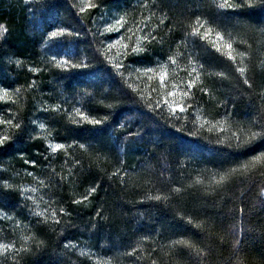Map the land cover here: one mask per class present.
I'll return each instance as SVG.
<instances>
[{"label":"snow or ice","instance_id":"snow-or-ice-1","mask_svg":"<svg viewBox=\"0 0 264 264\" xmlns=\"http://www.w3.org/2000/svg\"><path fill=\"white\" fill-rule=\"evenodd\" d=\"M200 2L202 4L203 0ZM24 3L34 10L33 14L46 7L44 0H24ZM178 4L179 0H137L136 4L128 7H110L107 0H74L70 7L75 10V15L80 18L81 24L84 23L83 17L86 13L97 16L103 21L95 31L92 28L87 29L94 40L105 37L108 33L118 35L112 39H99V46L95 48L91 58L69 56L67 52L63 53L65 58H59L62 55L59 52L51 55L45 53V66L49 71L55 70V78L58 81L67 78L64 73L85 72L99 65L105 79L115 83L116 95H112L107 89L100 93L86 91L80 100L68 107L71 99L61 90L60 95L63 99L53 104L39 101L34 105L35 110L49 113L50 121L66 122L65 131H77L86 127L91 131L97 127L111 126L113 137L122 141L114 153L107 144L94 145L75 139L70 142L67 140L55 142L56 137L53 136L55 125L38 123V118H29L25 122L20 115L23 86L15 87L0 82V105L6 106L0 109V129H2L0 152H6L15 144L18 137L24 135L30 140L39 138L46 145L43 159L49 161L50 168L48 173L50 179L47 184L30 171L26 172V175L35 181L31 186L17 184L13 177L0 178L2 181L0 188L16 192L25 202H31L30 206H26L28 212L37 218L34 226L40 225L41 222L47 224L50 221L54 226L63 223L64 228H70L74 226L73 216L78 215L80 211L58 204L50 193H47L49 195L47 200L43 195L40 197L35 195L40 191L38 186L49 189L62 187L61 181L65 178L59 176L55 168H51V160L56 159L58 153H63L64 164L72 160L79 166L75 175L79 177L80 183H91L79 198L71 199L70 203L73 205H82L85 202L91 204L90 197L101 188L97 181L103 179L112 181L115 177L119 179L121 185H124V177L136 172L135 165L125 166V154L130 146L138 144L143 139V132L138 129L129 132L130 125L126 123H120L119 128L110 124L111 117L115 115L116 108L122 105L124 97L132 105L145 108L156 118H159L161 110L166 111L170 120L180 122L169 126L183 136L202 140L204 137L200 135L201 132L212 133L215 130L219 133L215 145L228 149L230 155L243 152L258 141L264 143V24L256 26L242 15L250 14V10L255 9L264 11V0H213V5L219 13L211 17L193 10L192 0H184L185 7L182 10L177 7ZM169 12H174L183 18L177 20L174 16H170ZM166 21L171 23L162 29L164 32L171 35L176 28H179L183 33L175 42V50L172 42L168 43L165 50L166 41L159 35L158 30H161V26H164ZM91 23L96 22L93 20ZM8 31L7 27L0 25V47L6 43L5 34ZM45 35L47 36L45 46L48 41L53 43L61 41L71 46L82 36V33L58 23L54 26V30L45 32ZM199 42H203L207 50L218 54L217 58H222V67L219 70H208L195 51ZM157 45L160 47L157 48ZM156 52H160L162 57L155 56ZM136 58H139L141 65L139 67L135 66ZM14 63L18 68L24 66V61L20 59L15 60ZM27 70L30 73H40L44 68L28 66ZM211 77L216 78L219 87L214 88L206 80ZM233 80L235 83H232ZM225 81H228V84H225ZM27 88L39 92L37 80H31ZM232 93L234 96L230 95ZM198 95L207 96L208 103L224 109L219 119L206 118L203 108L200 107ZM241 97L248 102L250 108L256 105V114L247 122L233 119L234 113L231 109H235L236 100ZM85 99L87 108H85ZM100 108L106 111L102 115H97ZM189 124H191L190 128ZM30 125H36L38 131ZM172 142L177 148L180 147V137L174 138ZM70 150L80 151L83 155L76 157ZM101 154L113 160L115 170L109 176H101L90 163L87 166L83 164L84 158L98 161ZM26 155L20 153V158L25 164H31L35 168L37 161L25 159ZM181 167L185 170V174L189 168L196 171L194 179L187 184V189L202 187L206 196L215 197L212 207L217 211L198 222H194L191 215L178 216L179 220L192 225L203 235L195 241L189 235L186 239L173 240L171 245H161L164 255L172 257L165 264H231L233 258H236L237 264H264V251L260 253V259L256 260L245 247L254 239L264 243V151L247 157L234 166H227L224 171L214 172L208 184H205L202 178V173L207 171V168L199 169L196 165L195 153L188 154ZM5 171L7 169L0 168V172ZM69 175H73L72 169H69ZM144 182L152 184V179L146 178ZM240 185L244 188L239 187ZM257 185L260 186L259 191L256 190ZM245 189L249 199H243ZM185 190L183 186L174 187L167 194L162 195V190L156 189L155 195L149 194L139 202H163L167 206L174 195H179ZM41 203L45 205L42 209ZM257 204L261 213L259 216H257ZM14 219V214H9L0 207V221ZM94 219L96 222L90 226L96 229L100 226V221L107 220V216H103L102 209L97 208ZM21 223L22 221L17 220L15 227L20 226ZM242 233L245 234L244 244L240 238ZM46 247L45 239L41 238L38 232L22 235L19 244L15 239L0 242V264H20L22 254L39 253ZM64 247L75 249L77 246L68 242ZM184 249L186 251H183ZM136 251L137 249L134 248L126 255L132 256ZM152 251L155 252L156 249ZM225 252L228 253L227 257L224 256ZM241 254L247 259L241 261ZM139 259L140 257H136V261ZM151 264H156V260L153 259Z\"/></svg>","mask_w":264,"mask_h":264},{"label":"trees","instance_id":"trees-1","mask_svg":"<svg viewBox=\"0 0 264 264\" xmlns=\"http://www.w3.org/2000/svg\"><path fill=\"white\" fill-rule=\"evenodd\" d=\"M73 2L74 0H44L46 7L33 14L34 10L27 6L24 0H0V25L9 30L5 34L6 43L0 47V82L15 87L23 86L21 87L23 101L20 115L25 122L29 118H38V123L55 125L53 132V136L56 137L55 142H64L65 140L70 142L75 139L94 145L107 144L114 153L122 141L113 137L111 126L97 127L91 131H88L87 127L77 131H65L66 122L50 121L49 113L38 112L34 108V105L39 101L53 104L57 100L63 99L60 95L61 90L65 96L71 99L68 107L80 100L86 91L100 93L107 89L112 95H116L115 83L105 79L99 65L85 72L64 73L63 75L67 78L63 81H58L55 78V70L49 71L45 66L46 52L49 55L59 52L62 54L59 58H65L64 52H67L69 56L91 58L95 48L99 46V39H112L118 35L108 33L105 37H98L94 40L87 29L92 28L95 31L103 21L97 16L86 13L83 17L84 23L81 24L80 18L75 15V10L70 7ZM107 2L110 7H128L136 4L137 0H107ZM177 7L182 10L185 7L184 0H179ZM191 7L205 16H216L219 13V10L213 5V0H203L202 4L200 0H192ZM169 15L174 16L177 20L183 18L174 12H169ZM242 15L256 26L264 24V11L255 9L250 10V14ZM93 20H95V24L91 23ZM58 23L61 26L81 31L82 36L76 39L71 46L61 41L55 43L48 41L45 46V41H47L45 32L54 30V26ZM170 23L171 21H166V24L161 26V30H158L160 37L166 41L165 50H167L169 42H172L173 50H175V42L183 34L179 28H176L171 35L164 32L162 29ZM159 47L157 45V48ZM195 51L208 70H219L222 67V58H217L218 54L207 50L203 42H199ZM154 55L158 58L162 57L160 52H156ZM17 59L23 60L24 66L18 68L14 63ZM131 59L130 57L129 60ZM136 59L135 66H141L139 58ZM28 66H40L44 68V71L30 73L27 70ZM33 79L37 80L39 92L27 88ZM206 80L214 88L219 87L215 77L206 78ZM259 82L258 79L257 83L259 84ZM224 83L228 84V81ZM232 83L235 81L233 80ZM154 84L155 82H153ZM230 95L234 96V93ZM198 99L206 118H220L224 111L223 108L208 103L207 96L198 95ZM3 107L6 106L0 105V109ZM87 107L85 99V108ZM231 110L234 113L233 119L247 122L256 114V105L250 108L248 102L241 97L236 100L235 109ZM104 111L106 110L100 108L96 114L102 115ZM120 123L130 125L129 132L138 129L144 134L138 144L132 145L126 150L125 166L135 165L136 172L124 177V185H121L119 179L115 177L112 181L107 179L97 181L101 188L90 197L91 204L88 202L82 205L71 204V199L79 198L87 187L91 186V183H80L79 177L75 175L79 166L75 165L72 160L64 164L65 157L61 152L57 154L56 159L51 160V168H55L57 174L65 178L61 181L62 187L49 189L38 186L40 191L35 193L37 197L43 195L47 200L49 198L47 193H50L52 198L58 201V204H63L70 209H80L78 215H74L72 218L74 226L64 228L63 223L54 226L50 221L47 224L41 222L40 225L34 226L37 218L28 212L26 206H30L31 202H25L16 192L0 188V207H3L9 214H14L15 217L11 221H0V242L15 239L19 244L22 235L38 232L47 244V247L39 253L22 254L20 264H134V262L135 264H151L153 259L156 260V264H165L172 257L164 255L161 245H171L173 240L186 239L189 235L195 241L203 235L192 225L179 220L178 216L191 215L194 222H198L217 211L212 207L215 197L206 196L202 187L187 189V184L194 179L196 171L189 168L185 174L181 164L185 161L186 156L192 153L196 154V165L199 166V169L207 168V171L202 173V178L205 184H208L214 172L224 171L227 166H234L241 160L264 151V143L258 141L243 152L230 155L228 149L215 145L219 135L215 130L212 133L201 132L200 135L204 137L202 140L183 136L169 126L180 122L170 120L166 111L161 110L159 118H156L145 108L132 105L126 97H124L122 105L116 108L115 115L110 120V124L116 128H119ZM30 127L37 128L36 125H30ZM188 127L190 128L191 124ZM176 137H180L179 148L172 142ZM45 147L46 145L39 138L30 140L27 135L18 137L15 144L11 145L6 152H0V168L7 169L5 172H0V178L13 177L17 184L31 186L35 181L26 175V172L30 171L47 184L50 179L48 175L50 168L48 167L49 161L43 159ZM70 152H74L76 157L83 155L80 151L70 150ZM20 153L27 154L25 159H35L36 167L33 168L31 164H25L20 158ZM89 163L101 176H109L115 170L112 158H105L103 154L100 155L98 161L95 159L89 161L84 158L83 164L87 166ZM69 169H72L73 175H69ZM161 173H163L162 176ZM149 177L152 179V184L144 182ZM179 186H183L186 190L179 195H174L167 206L163 202H139L149 194L155 195L156 189H161L163 195ZM239 187L244 188L243 185ZM259 187L257 185V191H259ZM243 199H249L246 189ZM40 207L42 209L45 205L41 203ZM97 208L102 209V215L107 216V220L100 221V226L93 229L90 225L96 222L94 215ZM257 209V216H259L261 215L259 204H257ZM224 210L227 211V205ZM17 220L22 223L15 227ZM53 228L56 230L54 231ZM61 229H63V235H61ZM240 238L244 244L245 234L242 233ZM68 242L77 247L75 249L65 248L64 245ZM245 247L256 260L260 259V253L264 251V243L259 239L250 241ZM134 248L137 249L134 255H126ZM153 249L156 251L153 252ZM227 255L228 253L225 252L224 256L227 257ZM136 257H140L139 261H136ZM244 259L247 257L241 254L240 260ZM231 264H237L236 258L232 259Z\"/></svg>","mask_w":264,"mask_h":264}]
</instances>
